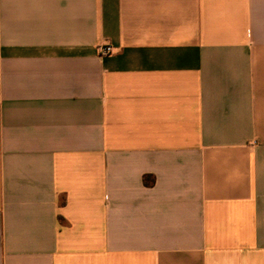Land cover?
<instances>
[{
	"label": "crops",
	"instance_id": "1",
	"mask_svg": "<svg viewBox=\"0 0 264 264\" xmlns=\"http://www.w3.org/2000/svg\"><path fill=\"white\" fill-rule=\"evenodd\" d=\"M0 264H264V0H0Z\"/></svg>",
	"mask_w": 264,
	"mask_h": 264
},
{
	"label": "built area",
	"instance_id": "2",
	"mask_svg": "<svg viewBox=\"0 0 264 264\" xmlns=\"http://www.w3.org/2000/svg\"><path fill=\"white\" fill-rule=\"evenodd\" d=\"M111 47L109 45H104L99 48L100 55H108L111 53Z\"/></svg>",
	"mask_w": 264,
	"mask_h": 264
}]
</instances>
